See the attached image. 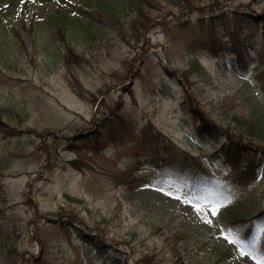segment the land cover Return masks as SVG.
<instances>
[{
	"label": "rangeland",
	"instance_id": "374dc122",
	"mask_svg": "<svg viewBox=\"0 0 264 264\" xmlns=\"http://www.w3.org/2000/svg\"><path fill=\"white\" fill-rule=\"evenodd\" d=\"M137 1L0 0V108L25 113L5 118L23 132L0 125V264L256 261L222 197L162 179L160 159L168 173L196 159L228 200L264 209V153L254 180L244 159L232 174L216 159L226 135L198 130L264 104V0ZM59 10L77 16L64 30L82 66L66 63Z\"/></svg>",
	"mask_w": 264,
	"mask_h": 264
},
{
	"label": "trees",
	"instance_id": "16d2710c",
	"mask_svg": "<svg viewBox=\"0 0 264 264\" xmlns=\"http://www.w3.org/2000/svg\"><path fill=\"white\" fill-rule=\"evenodd\" d=\"M188 2V4H194L197 1L201 0H184ZM138 1L135 3V0H131V5L134 10L138 9ZM246 15L248 12H245ZM259 16V15H256ZM75 17H68L66 14L59 10L55 14V22L61 23L58 27V32L62 35L63 43L68 42L67 52L65 53L64 58L66 59V63L69 66L73 64H78L79 66L85 64V56L81 52L75 51L77 48V44L72 40V38H66V32L64 29L67 28L69 25L68 23H73L76 19ZM244 17V16H243ZM6 19V18H5ZM7 23L12 24L11 21ZM134 26V22L131 23ZM264 31V30H263ZM77 36V35H76ZM66 39V40H65ZM78 39V37H77ZM66 42V43H67ZM219 51L223 50L221 46ZM217 50V53L219 51ZM231 52L238 57V60L242 59L244 56V51L241 48H237V45L231 48ZM61 55V60H62ZM197 58V57H196ZM202 66L197 61H194L193 64L188 68L186 73L183 76L190 81V77L193 75L194 71L202 72ZM188 76H187V75ZM188 90V89H187ZM191 111L196 114L197 112L194 109ZM238 113V112H237ZM236 113V114H237ZM233 114L236 121V124L229 123L221 124L215 121L210 116H206V118H201V123L198 126L199 132H203L204 129L214 128L216 130H221L222 133L226 135L225 142L221 144L220 147V155L216 157V159L222 160L228 166L230 172L236 173L237 167L235 161L237 159H244L245 164H243L244 171L242 172L245 175H250L252 180L255 179L256 171L258 167V163L256 161L257 156H255V152L264 153V104L258 100L254 99L253 105L249 106L247 111L242 113H238V116ZM25 113L23 110L13 107V106H6L0 108V125L5 126L6 128L9 127L12 133L15 132H23L24 130L20 129L17 126H11L9 122L5 120L6 117L9 119H15L16 117H25ZM231 116V115H229ZM244 116V117H243ZM228 117V116H227ZM23 120V119H21ZM247 138L249 140L247 141ZM172 142V141H171ZM173 143V142H172ZM176 147L177 145L173 143ZM184 149V148H182ZM184 155L182 158H186L189 156V153L181 151ZM193 159V158H192ZM191 159V160H192ZM161 160V177L162 179H171L172 183L175 184L178 182L176 179V175L179 174L181 180L178 183L187 182L188 190L194 193H202V189L207 190L212 196H219L220 204L224 206L225 211L228 215V222L227 225L229 229H233L235 231H243L246 235L245 245L251 252V255L254 259L261 258L263 260L255 261L254 264L259 262H264V240H258L256 237V227L258 226L259 222L264 219V209L261 207L253 208L254 211L245 208L246 204L240 202V200H228L225 196H223V186L218 184L217 180L214 179L213 175L205 170L202 165H199L200 161L193 160L192 162L196 163L194 166L189 165L190 160L181 167L177 172L168 173L167 172V159H160ZM147 167V166H146ZM166 169V170H165ZM175 178V179H174ZM220 205V206H221ZM226 233V232H225ZM227 236V233H226ZM211 252L217 253V255H226L232 256L233 253L241 251V247H225L221 248L220 244L211 245ZM176 250V249H175Z\"/></svg>",
	"mask_w": 264,
	"mask_h": 264
},
{
	"label": "snow or ice",
	"instance_id": "6c2138e0",
	"mask_svg": "<svg viewBox=\"0 0 264 264\" xmlns=\"http://www.w3.org/2000/svg\"><path fill=\"white\" fill-rule=\"evenodd\" d=\"M213 214H215V210H213ZM210 222V221H209Z\"/></svg>",
	"mask_w": 264,
	"mask_h": 264
}]
</instances>
